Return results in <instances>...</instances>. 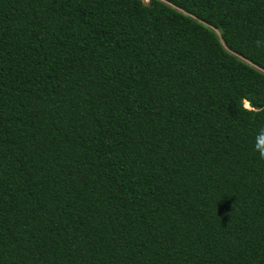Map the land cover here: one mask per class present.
Segmentation results:
<instances>
[{
    "label": "trees",
    "instance_id": "1",
    "mask_svg": "<svg viewBox=\"0 0 264 264\" xmlns=\"http://www.w3.org/2000/svg\"><path fill=\"white\" fill-rule=\"evenodd\" d=\"M264 0H0V264H264Z\"/></svg>",
    "mask_w": 264,
    "mask_h": 264
},
{
    "label": "clouds",
    "instance_id": "2",
    "mask_svg": "<svg viewBox=\"0 0 264 264\" xmlns=\"http://www.w3.org/2000/svg\"><path fill=\"white\" fill-rule=\"evenodd\" d=\"M262 136H264V134H262ZM262 156H264V152H262Z\"/></svg>",
    "mask_w": 264,
    "mask_h": 264
},
{
    "label": "rangeland",
    "instance_id": "3",
    "mask_svg": "<svg viewBox=\"0 0 264 264\" xmlns=\"http://www.w3.org/2000/svg\"><path fill=\"white\" fill-rule=\"evenodd\" d=\"M145 3H147L148 2V0H143Z\"/></svg>",
    "mask_w": 264,
    "mask_h": 264
}]
</instances>
